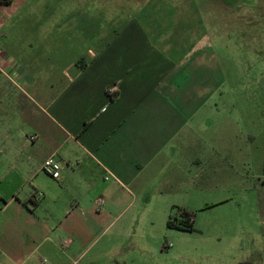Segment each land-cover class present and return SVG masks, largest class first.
Returning a JSON list of instances; mask_svg holds the SVG:
<instances>
[{
    "label": "crops",
    "instance_id": "1",
    "mask_svg": "<svg viewBox=\"0 0 264 264\" xmlns=\"http://www.w3.org/2000/svg\"><path fill=\"white\" fill-rule=\"evenodd\" d=\"M25 1L0 0V264L42 255L81 264L112 213L140 199L169 206L166 195L192 188L217 154L215 141L195 138L224 84L211 36L218 26L193 0H113L101 11L113 24L86 27L96 33L81 48L87 55L47 70L9 55L13 35L24 33L8 25L10 7ZM49 27L75 49L71 34L82 28ZM49 157L58 181L41 169ZM118 236L85 264H133L134 245Z\"/></svg>",
    "mask_w": 264,
    "mask_h": 264
},
{
    "label": "rangeland",
    "instance_id": "2",
    "mask_svg": "<svg viewBox=\"0 0 264 264\" xmlns=\"http://www.w3.org/2000/svg\"><path fill=\"white\" fill-rule=\"evenodd\" d=\"M193 1L205 17L202 20L210 16L218 26L211 36L224 84L211 100L216 114H203L207 120L195 138L215 141L217 154L193 178L192 188L166 195L169 206L161 200L143 206L140 199L133 208L112 213L108 225L116 219L100 244L119 234L121 243L134 245L133 264H264V0ZM113 5V0L14 3L8 25L24 33L13 35L16 41L9 55L17 61L20 57L39 61L47 70L55 59L62 66L78 60L87 55L86 48L81 53L84 41L96 35L86 27L93 31L101 21L112 25L113 18L101 11L113 10ZM49 26L82 28L87 33L71 34L75 47L71 51L66 49V35L50 34ZM39 28L42 34L29 33ZM53 69L61 72V67ZM181 211L190 214V232L167 227L168 216L178 223ZM51 262L42 255L32 264Z\"/></svg>",
    "mask_w": 264,
    "mask_h": 264
},
{
    "label": "built area",
    "instance_id": "3",
    "mask_svg": "<svg viewBox=\"0 0 264 264\" xmlns=\"http://www.w3.org/2000/svg\"><path fill=\"white\" fill-rule=\"evenodd\" d=\"M41 169L45 175L50 177L51 179L58 181L60 179V167L57 161H55L52 157L47 158L42 163ZM97 206H101L103 204L102 199H97Z\"/></svg>",
    "mask_w": 264,
    "mask_h": 264
},
{
    "label": "trees",
    "instance_id": "4",
    "mask_svg": "<svg viewBox=\"0 0 264 264\" xmlns=\"http://www.w3.org/2000/svg\"><path fill=\"white\" fill-rule=\"evenodd\" d=\"M179 215L181 217V220H179L178 223L174 222V220L170 216H168V220L166 222L167 227L190 232L192 230V225L190 223V214L187 211H181L179 212Z\"/></svg>",
    "mask_w": 264,
    "mask_h": 264
},
{
    "label": "water",
    "instance_id": "5",
    "mask_svg": "<svg viewBox=\"0 0 264 264\" xmlns=\"http://www.w3.org/2000/svg\"><path fill=\"white\" fill-rule=\"evenodd\" d=\"M115 264H118V263H115ZM241 264H250V263H241Z\"/></svg>",
    "mask_w": 264,
    "mask_h": 264
}]
</instances>
